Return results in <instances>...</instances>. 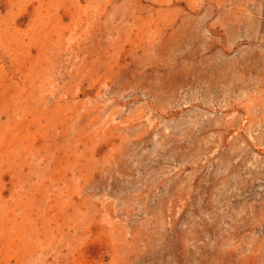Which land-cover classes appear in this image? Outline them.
I'll use <instances>...</instances> for the list:
<instances>
[{"label":"rangeland","instance_id":"obj_1","mask_svg":"<svg viewBox=\"0 0 264 264\" xmlns=\"http://www.w3.org/2000/svg\"><path fill=\"white\" fill-rule=\"evenodd\" d=\"M0 264H264V0H0Z\"/></svg>","mask_w":264,"mask_h":264}]
</instances>
